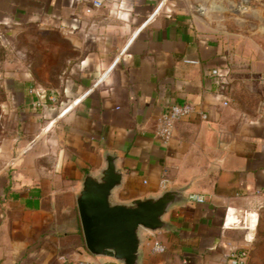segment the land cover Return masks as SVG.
<instances>
[{"label":"crops","instance_id":"0c3cea01","mask_svg":"<svg viewBox=\"0 0 264 264\" xmlns=\"http://www.w3.org/2000/svg\"><path fill=\"white\" fill-rule=\"evenodd\" d=\"M29 28L67 55L55 85L37 61L0 72L13 133L0 145V264L92 258L57 229L74 227L81 181L108 150L127 172L121 199L165 180L205 198L148 234L142 264H211L239 250L264 264V0H0L2 35ZM177 103L197 112L165 143L158 120Z\"/></svg>","mask_w":264,"mask_h":264},{"label":"water","instance_id":"95a60500","mask_svg":"<svg viewBox=\"0 0 264 264\" xmlns=\"http://www.w3.org/2000/svg\"><path fill=\"white\" fill-rule=\"evenodd\" d=\"M126 177L120 155L106 151L103 165L83 177L77 208L85 244L93 256L118 264H142L148 234L171 229L168 216L175 206L190 200L189 186H165L158 193L124 200L119 191Z\"/></svg>","mask_w":264,"mask_h":264},{"label":"rangeland","instance_id":"374dc122","mask_svg":"<svg viewBox=\"0 0 264 264\" xmlns=\"http://www.w3.org/2000/svg\"><path fill=\"white\" fill-rule=\"evenodd\" d=\"M239 22L240 21H238V24ZM61 45V49H66L67 46L64 43H61ZM66 55L67 53L64 50L58 53L53 52L49 45V41H44L43 36L39 34L35 35L33 28H29L26 30V32L24 31L11 36L2 35L0 33V72L14 69V67H17V65L19 64V61H37L41 65L40 68L38 67V71L43 76L47 75L48 80L51 82V84L55 85L59 79L57 74L62 71L61 68L64 64V58ZM1 89L2 88L0 87V91ZM1 102L2 98L0 95V145L7 138V136H13V133L9 131V128L11 126L8 124L5 125V118L2 117ZM73 223V228H59L57 229V231L60 233H64L65 231L72 232V236L68 239L69 248L72 247L73 250L91 254L86 247L81 223L79 221L77 212L74 213ZM46 245L50 246L49 244ZM60 250L61 249H58L57 253H59ZM55 261L56 260H54V262ZM38 262L42 261H35V264H37ZM68 263L69 262H67L66 264Z\"/></svg>","mask_w":264,"mask_h":264},{"label":"built area","instance_id":"2783aa9c","mask_svg":"<svg viewBox=\"0 0 264 264\" xmlns=\"http://www.w3.org/2000/svg\"><path fill=\"white\" fill-rule=\"evenodd\" d=\"M96 5L100 6L102 3L100 1L95 2ZM195 62V61H188ZM213 74H219V70H214ZM51 101H56V97L51 96ZM41 102H37L36 106H41ZM197 109L193 103H177L172 105L169 111L164 113L158 120V126L156 129V135L160 137L165 143L171 141L175 135V127L178 121L181 119L196 113ZM203 118H207V114H202ZM167 180L164 181V186H166ZM190 200L204 202L205 198L202 195L196 193H190ZM153 249L157 252H164L166 246L162 243L160 239L155 238L153 241ZM249 259V252L246 250L233 251L228 253L219 262L211 264H247ZM69 264H101L98 258L92 256L91 259L79 260L74 263Z\"/></svg>","mask_w":264,"mask_h":264}]
</instances>
